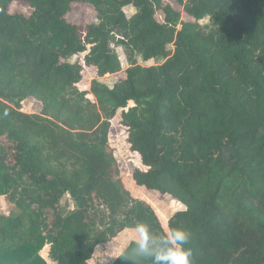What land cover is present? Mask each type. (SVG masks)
I'll use <instances>...</instances> for the list:
<instances>
[{
    "label": "trees",
    "instance_id": "1",
    "mask_svg": "<svg viewBox=\"0 0 264 264\" xmlns=\"http://www.w3.org/2000/svg\"><path fill=\"white\" fill-rule=\"evenodd\" d=\"M73 4L94 19L69 21ZM116 47L124 76L81 90L85 68L121 71ZM118 110L134 185L183 206L164 224L121 178ZM0 196L15 208L0 214V264H47L45 246L55 264H89L141 221L185 228L192 264H264V0H0ZM134 247L108 264H150Z\"/></svg>",
    "mask_w": 264,
    "mask_h": 264
},
{
    "label": "rangeland",
    "instance_id": "2",
    "mask_svg": "<svg viewBox=\"0 0 264 264\" xmlns=\"http://www.w3.org/2000/svg\"><path fill=\"white\" fill-rule=\"evenodd\" d=\"M177 10L182 11L181 7H175ZM12 11H21L25 14H29L30 8L25 4L14 3L11 5ZM124 11L127 16L133 14L134 9L131 6L124 7ZM95 13L89 5L73 4L71 11L67 14L66 18L73 23L90 22L94 19ZM184 18V15L182 16ZM206 19L201 20L200 23L204 24ZM172 48V46H170ZM120 62L121 71L117 74H106L102 77H97L96 70L94 68H85L82 72V79L78 86L81 90L89 88L90 81L93 78H97L99 81L105 83L108 86H112L113 82L124 76V70L128 67L125 54L120 47L115 48ZM79 56L70 58L71 62L78 59ZM164 61L162 58H154L147 62H143L138 59V63L142 65H157ZM41 105L33 98H27L21 103V111L26 113L40 112ZM109 142L114 148V155L117 159L119 172L125 186L134 193V196L146 200L157 212L162 224L169 218L174 212L183 208V206L169 195H159L157 191H148L143 187L134 185L131 180V172L135 168H143L140 163L138 154L130 151L129 145L126 142V129L120 124V110L117 111L113 119L110 121ZM68 203L69 209L72 208V201L68 195H65L62 203ZM15 210L14 206L8 202L6 197L0 196V214L8 215ZM167 226V225H166ZM136 236L134 228H125L119 232L115 237L106 243L96 246L92 255V261L90 264H108L114 260V258L126 247L130 241H134ZM48 246H45L41 255L45 258L47 264H54L47 257Z\"/></svg>",
    "mask_w": 264,
    "mask_h": 264
},
{
    "label": "clouds",
    "instance_id": "3",
    "mask_svg": "<svg viewBox=\"0 0 264 264\" xmlns=\"http://www.w3.org/2000/svg\"><path fill=\"white\" fill-rule=\"evenodd\" d=\"M134 230L135 256L148 259L150 264H192V250L186 247L190 233L185 228L176 226L155 232L141 221L134 225ZM122 258L131 259L123 255Z\"/></svg>",
    "mask_w": 264,
    "mask_h": 264
},
{
    "label": "crops",
    "instance_id": "4",
    "mask_svg": "<svg viewBox=\"0 0 264 264\" xmlns=\"http://www.w3.org/2000/svg\"><path fill=\"white\" fill-rule=\"evenodd\" d=\"M102 244V243H101ZM98 246V245H97ZM96 248V247H95ZM92 261V258L89 259L88 263L90 264V262ZM53 262V261H52ZM54 263V262H53ZM55 264V263H54Z\"/></svg>",
    "mask_w": 264,
    "mask_h": 264
}]
</instances>
